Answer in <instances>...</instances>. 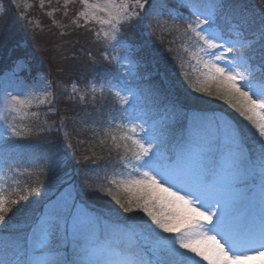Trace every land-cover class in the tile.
Here are the masks:
<instances>
[{
	"label": "snow or ice",
	"instance_id": "6c2138e0",
	"mask_svg": "<svg viewBox=\"0 0 264 264\" xmlns=\"http://www.w3.org/2000/svg\"><path fill=\"white\" fill-rule=\"evenodd\" d=\"M81 3L85 10L78 17L109 25L103 33L109 43H120L123 25L140 14L137 10L151 7L149 0ZM185 6L193 18L184 34L198 42L194 58L204 76L194 91L223 100L244 117L258 133L252 141L255 151L227 122L222 132L217 122L213 133L194 119L174 142L166 122L144 120L106 129L113 146L130 153L121 159L132 169L127 179L112 181L117 194H106L133 214L129 221L140 225L141 234L128 228L126 239L114 242L116 229L88 207L87 192L71 184L58 188L43 211L23 225L9 226L5 213L10 209L0 196V249L11 255L0 264H246L264 257V65L257 69L243 51L251 46L244 32L254 20L246 10L237 12L240 31L225 39L217 28L222 0H187ZM260 32L264 37V17ZM115 95L129 103L119 92ZM30 102L11 96V109L22 113ZM178 116L173 105L170 118ZM13 135L20 133L13 129ZM120 191L128 194L124 202Z\"/></svg>",
	"mask_w": 264,
	"mask_h": 264
},
{
	"label": "rangeland",
	"instance_id": "374dc122",
	"mask_svg": "<svg viewBox=\"0 0 264 264\" xmlns=\"http://www.w3.org/2000/svg\"><path fill=\"white\" fill-rule=\"evenodd\" d=\"M245 1L243 7L241 2L222 1L223 8L217 20V28L225 39L235 37L236 33L240 31L237 12L246 10L252 15V18L255 14L260 17L264 16V0ZM105 2L106 0H89L90 4L104 5ZM115 2L119 4L121 0H115ZM186 2L187 0H149L151 7H147L143 11L137 10L140 14L133 19L139 20V23L142 24L140 29L142 35L140 40L142 42L131 43L122 38L120 43H109L103 36L104 32L110 31L109 25L100 24L95 20L85 23L82 17H78V13L85 10L81 0H0V18L12 9L17 12L21 20L26 22L29 28H37L42 23L43 14L49 21L58 23L57 21L63 12L71 10V6L79 5L80 10L75 17V21L97 25V32H100L99 39L106 43L104 56L105 58L106 56L111 58L110 63L114 65L120 78L118 80L109 78L100 81L91 78L87 81L74 82L67 94L68 99L81 106L82 109L76 110L72 115H66L63 121L70 118L75 127L76 125L85 126L87 129L86 146L82 147L83 144L79 140L80 142L76 146L71 147V144H68L69 146L63 150L64 153L73 158L72 161L76 171L78 170L76 165H78L80 157L84 161V169L107 176L111 183L114 180L120 182L128 178L132 169L128 166L127 159L119 165L115 163L109 167V165L93 159L94 156H90V151H94L97 148L95 145L107 138L104 134L106 129L114 130L117 125H127L130 122L140 124L144 120L153 123L155 120L160 122L172 119L170 118L172 106L152 103L150 105L143 104L136 85L138 81H147L158 73L157 62L159 60L163 59L167 62L168 59H173L172 62L177 68L190 70L204 77L202 65L198 64L194 58V54L198 52V42L191 36V33L184 34L185 25L193 18L190 10L185 6ZM97 15L102 18L105 17L103 12L97 11ZM154 36L164 37V44L161 42L163 47L159 48L157 53L149 51L147 54H142V50L147 46L146 41ZM244 37L251 46L246 47L243 51L250 58L251 64L259 69L261 65H264V37L261 36L256 23H252L245 30ZM260 48H263V50ZM158 55H160V58L157 61L156 56ZM29 60L27 57L16 58L12 55L6 56L4 59L0 53V186L1 182L8 177L5 165L11 161V148L9 150L8 145L16 138L44 127L47 124L48 114L54 111L52 107L54 94L49 78L44 72L32 73L28 63ZM107 60L109 61V59ZM159 75L161 84L166 89L170 86L169 79L162 72ZM116 92L126 97L129 103H122L120 97L115 95ZM11 96H19L21 99L27 98L31 102L22 113L18 114L11 109ZM109 99L116 101L119 108L116 109L108 105ZM41 100L46 102L40 103ZM185 119L187 129L194 119L201 120L213 133H217V122L221 125L220 132L223 131L224 122L237 129L231 118L223 112L204 114L188 111ZM9 125L12 127L10 128ZM145 127H148V125L145 124ZM13 129L19 132L20 135H13ZM66 134L69 136L67 139L73 136L78 139L77 134H74L71 130L65 129ZM126 156H130V153ZM58 160L60 158L57 157L55 161ZM11 162L15 163L14 160ZM70 180L71 178L66 179L64 186L71 184L77 188L76 183ZM55 192L50 190L49 194L53 195ZM46 201L47 199L35 216L43 211ZM86 204L89 208L101 213L106 221L116 229L112 236L114 242L119 243L125 240V232L128 228H131L138 235L141 234L140 225H133L129 221V217L133 214H122V216L120 214L118 216L114 212L96 208L94 204L87 201ZM135 215L143 216V213L138 212ZM145 219L147 218L145 217ZM3 258L7 259L8 256ZM246 264H264V257L246 261Z\"/></svg>",
	"mask_w": 264,
	"mask_h": 264
},
{
	"label": "trees",
	"instance_id": "16d2710c",
	"mask_svg": "<svg viewBox=\"0 0 264 264\" xmlns=\"http://www.w3.org/2000/svg\"><path fill=\"white\" fill-rule=\"evenodd\" d=\"M232 1L241 2L242 7L246 2ZM79 10V5L71 6V10L61 14L58 23L49 21L43 14L42 23L37 28H29L12 9L0 18V53L4 59L9 55L29 58L31 72H44L49 78L54 94L52 106L54 111L48 114L47 124L16 138L8 145L9 150L11 148V161L14 160L15 163L9 161L5 164L8 177L1 182L0 196L4 197L5 206L10 209L5 213L9 226L23 225L28 217L35 216L45 200L52 196L49 191H56L64 186L68 178L76 183L78 190L87 192L86 201L94 204L96 208L114 212L118 216L129 214L106 194L109 191L117 194L116 186L107 176L84 169V161L80 157L76 171L73 158L63 152L68 144L74 147L80 142L79 140L83 144L82 147L86 146V127L77 125L75 127L70 118L63 121L66 115H72L76 110L82 109L67 97L72 83L91 78L99 81L120 78L114 65L104 56L106 43L96 36L97 25L75 21ZM262 17L264 16L260 17L256 14L253 17L259 29ZM141 27L139 20H132L123 25L120 36L127 42H142ZM163 40L164 37L156 36L147 40V46L141 53L147 54L149 51L157 53L159 48L163 47ZM159 56H156L157 61ZM172 60L168 59L167 62L163 59L159 60L158 73L147 81L140 80L136 83L143 104H165L172 107L175 105L179 110L177 118L160 121L168 125L169 140L174 142L187 131L185 117L188 111L204 114L223 112L242 133L247 147L255 151L257 146L252 141L258 139V133L251 124L223 100L196 93L193 86H199L204 77L199 73L177 68ZM160 72L169 79L170 86L166 89L161 84ZM108 105L119 108L113 99L108 100ZM65 129L76 133L78 139L74 136L67 139ZM121 144L123 145V142ZM95 146L97 148L92 150L93 152L90 151V156H94L93 159L99 160L102 164L111 167L115 163L119 165L126 161L121 157H127L128 152H125L123 146L116 149L108 137L104 139L103 144L97 143ZM57 157L60 160L55 161ZM109 167L107 166V169ZM89 189H98V191H88ZM118 194L122 202L127 200V193L120 191ZM12 201L17 203L13 204ZM3 257L6 256L0 249V260H4ZM7 259L11 257L9 258L8 255Z\"/></svg>",
	"mask_w": 264,
	"mask_h": 264
}]
</instances>
